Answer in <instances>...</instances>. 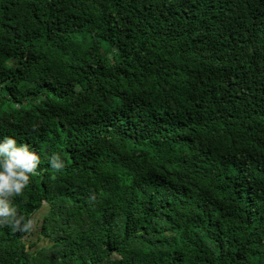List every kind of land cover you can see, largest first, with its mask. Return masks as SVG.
Here are the masks:
<instances>
[{
    "label": "trees",
    "instance_id": "trees-1",
    "mask_svg": "<svg viewBox=\"0 0 264 264\" xmlns=\"http://www.w3.org/2000/svg\"><path fill=\"white\" fill-rule=\"evenodd\" d=\"M8 135L0 264H264V0H0Z\"/></svg>",
    "mask_w": 264,
    "mask_h": 264
},
{
    "label": "clouds",
    "instance_id": "clouds-1",
    "mask_svg": "<svg viewBox=\"0 0 264 264\" xmlns=\"http://www.w3.org/2000/svg\"><path fill=\"white\" fill-rule=\"evenodd\" d=\"M39 162V155L29 145L18 144L10 135L0 137V227L8 226L14 232L31 231V219L18 215L12 198L22 195L29 185L30 176L38 175ZM48 162L54 170L64 166L57 154H52Z\"/></svg>",
    "mask_w": 264,
    "mask_h": 264
},
{
    "label": "rangeland",
    "instance_id": "rangeland-1",
    "mask_svg": "<svg viewBox=\"0 0 264 264\" xmlns=\"http://www.w3.org/2000/svg\"><path fill=\"white\" fill-rule=\"evenodd\" d=\"M46 206L43 208V211L40 213V215H39V217L41 218L42 217V215L46 212ZM38 239V236L37 235H35L34 237H33V240L34 241H36Z\"/></svg>",
    "mask_w": 264,
    "mask_h": 264
}]
</instances>
